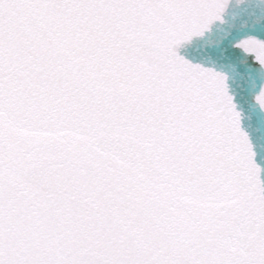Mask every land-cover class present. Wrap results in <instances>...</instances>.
<instances>
[{
    "label": "snow or ice",
    "instance_id": "6c2138e0",
    "mask_svg": "<svg viewBox=\"0 0 264 264\" xmlns=\"http://www.w3.org/2000/svg\"><path fill=\"white\" fill-rule=\"evenodd\" d=\"M0 264H264V0H0Z\"/></svg>",
    "mask_w": 264,
    "mask_h": 264
}]
</instances>
